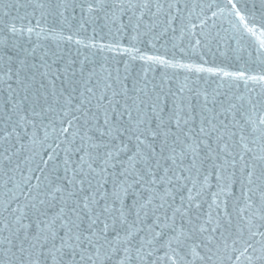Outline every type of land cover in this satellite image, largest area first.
<instances>
[{"label": "snow or ice", "instance_id": "snow-or-ice-1", "mask_svg": "<svg viewBox=\"0 0 264 264\" xmlns=\"http://www.w3.org/2000/svg\"><path fill=\"white\" fill-rule=\"evenodd\" d=\"M259 4L0 0V264H264Z\"/></svg>", "mask_w": 264, "mask_h": 264}, {"label": "water", "instance_id": "water-1", "mask_svg": "<svg viewBox=\"0 0 264 264\" xmlns=\"http://www.w3.org/2000/svg\"><path fill=\"white\" fill-rule=\"evenodd\" d=\"M247 5L248 8H252L253 5L256 6L258 9L260 7L259 0H241V5ZM24 10L21 9L19 12L20 16H24ZM4 21H16V23L19 25L21 23H27V20H18L17 19V13L15 10H13L12 14L9 17H5L3 21H0V38H3L6 33L3 32V27H4ZM34 23V22H33ZM91 31V30H90ZM33 41H36V37L33 36ZM42 44H49V41H45L41 39L39 41ZM23 43L26 46H31L30 42L27 40V38L24 39ZM247 49L244 51L243 49ZM67 51V49H66ZM227 52L226 55L223 53ZM68 55H75V48H72L71 52L67 53ZM250 54L251 57H250ZM255 53L254 50L251 47H248L245 42H240L237 43L236 40L231 41V48L229 49L227 45H222L219 51H216L214 48L212 52H208L204 58L209 61V63H215V64H220L229 70H236L239 68L251 66L250 70H254L255 72H260L261 68H264V65H259L258 63L253 64L252 59H254ZM248 62L247 64L245 62ZM153 75L157 76V79L159 78V73H153ZM14 86V85H13ZM212 87H215V84L211 85ZM235 90V89H234ZM241 92L244 91V89L241 87L240 89ZM35 179V177H34Z\"/></svg>", "mask_w": 264, "mask_h": 264}]
</instances>
